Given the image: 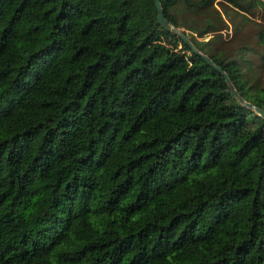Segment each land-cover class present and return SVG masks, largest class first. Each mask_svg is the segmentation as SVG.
Instances as JSON below:
<instances>
[{
  "label": "trees",
  "instance_id": "1",
  "mask_svg": "<svg viewBox=\"0 0 264 264\" xmlns=\"http://www.w3.org/2000/svg\"><path fill=\"white\" fill-rule=\"evenodd\" d=\"M159 3L264 112L200 38L256 0ZM0 264H264V118L153 0H0Z\"/></svg>",
  "mask_w": 264,
  "mask_h": 264
},
{
  "label": "rangeland",
  "instance_id": "2",
  "mask_svg": "<svg viewBox=\"0 0 264 264\" xmlns=\"http://www.w3.org/2000/svg\"><path fill=\"white\" fill-rule=\"evenodd\" d=\"M256 3L257 8L249 13L248 18L229 10H227L226 14L219 12L218 14L223 19L224 27L214 32L206 33L200 38H210L212 51L216 49L220 55L228 58H237L243 71L247 67L250 68L253 76H258L259 81H261L262 70L259 67L258 56L262 53L264 44L257 42L255 32L259 27L264 26V0H256ZM181 19L186 25H197L202 21L201 15H190L188 13L182 14ZM219 24L221 25L220 22ZM213 33L216 34L213 35ZM212 35L214 37L211 38ZM242 46L246 47L240 53Z\"/></svg>",
  "mask_w": 264,
  "mask_h": 264
},
{
  "label": "water",
  "instance_id": "3",
  "mask_svg": "<svg viewBox=\"0 0 264 264\" xmlns=\"http://www.w3.org/2000/svg\"><path fill=\"white\" fill-rule=\"evenodd\" d=\"M155 8H156V19L157 21L164 25L167 26L169 29L173 30L177 35L180 36V38L189 45V47L192 49V51H194L196 54L200 55V57L210 66H212L216 71L220 72L225 83L227 84V86L229 87L230 93L234 96V98L242 105L247 106L249 108H251L252 110H254V112L256 114H258L259 116H261L262 118H264V112L256 107L255 105L245 101L234 89L232 83L230 82L228 76L226 75V73L221 69L220 66H218L217 64H215L206 54L201 53L200 51H198L196 48H194L192 46V44L187 40V38L180 32V30L178 29V27H176L172 22L166 20L162 14V9L160 7V3L159 0H153Z\"/></svg>",
  "mask_w": 264,
  "mask_h": 264
}]
</instances>
